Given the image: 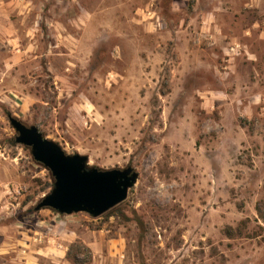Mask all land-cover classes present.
Listing matches in <instances>:
<instances>
[{
	"label": "rangeland",
	"instance_id": "374dc122",
	"mask_svg": "<svg viewBox=\"0 0 264 264\" xmlns=\"http://www.w3.org/2000/svg\"><path fill=\"white\" fill-rule=\"evenodd\" d=\"M8 115L136 184L34 210ZM0 264H264V0H0Z\"/></svg>",
	"mask_w": 264,
	"mask_h": 264
},
{
	"label": "water",
	"instance_id": "95a60500",
	"mask_svg": "<svg viewBox=\"0 0 264 264\" xmlns=\"http://www.w3.org/2000/svg\"><path fill=\"white\" fill-rule=\"evenodd\" d=\"M15 142L31 149L33 158L54 177L51 191L34 210L51 209L70 215L86 212L96 218L123 202L139 177L134 167L99 169L89 167L87 155L68 154L56 141L47 138L36 125H27L8 115Z\"/></svg>",
	"mask_w": 264,
	"mask_h": 264
},
{
	"label": "crops",
	"instance_id": "0c3cea01",
	"mask_svg": "<svg viewBox=\"0 0 264 264\" xmlns=\"http://www.w3.org/2000/svg\"><path fill=\"white\" fill-rule=\"evenodd\" d=\"M57 244H60V243H58L57 242ZM56 244V245H57ZM56 245L54 244L53 246L52 245H45L43 248H41L40 249V251L39 252H41V254H43V255H47V254H50V253H53V251L55 250V248L54 247H56ZM50 257V256H49ZM51 258H53V259H56V258H54V257H51ZM57 260V259H56Z\"/></svg>",
	"mask_w": 264,
	"mask_h": 264
},
{
	"label": "trees",
	"instance_id": "16d2710c",
	"mask_svg": "<svg viewBox=\"0 0 264 264\" xmlns=\"http://www.w3.org/2000/svg\"><path fill=\"white\" fill-rule=\"evenodd\" d=\"M53 185H54V180H53V183L51 184V186L53 187ZM58 213V212H57ZM63 215V214H62Z\"/></svg>",
	"mask_w": 264,
	"mask_h": 264
}]
</instances>
